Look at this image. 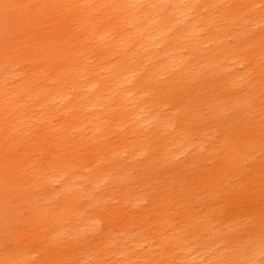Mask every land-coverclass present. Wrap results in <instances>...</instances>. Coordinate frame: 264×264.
<instances>
[{
    "label": "rangeland",
    "instance_id": "1",
    "mask_svg": "<svg viewBox=\"0 0 264 264\" xmlns=\"http://www.w3.org/2000/svg\"><path fill=\"white\" fill-rule=\"evenodd\" d=\"M69 3L70 6L62 4L61 15L51 0H0V84L6 83V88L18 85L19 89L30 78L36 101L25 98L23 104L32 109L46 98H52L55 106L51 111L44 105L27 111L28 115L37 113L43 122L33 123L24 136L22 123L15 126L4 112L9 104L5 95L0 94V264H30L26 260L30 252L32 264L48 262L52 254L58 260L55 264H245L247 261L264 264V248L259 252V246L264 247V228L256 225L258 215H264V192L253 188L251 182L241 190L242 177L226 178L228 187L233 189L219 200H210L206 181L203 186L193 178L200 168L208 169L221 158L216 149L223 146L219 141L223 127L210 123L209 109L197 112L188 127L198 132L173 157L154 156L152 160L148 152L135 157L123 143L103 154L105 161L116 166L104 171L108 167L105 163L75 155V151L87 146L81 145L82 139L76 130L70 140L64 137L75 116L74 111L65 110L71 100L66 95L69 91L77 102L79 91L75 83L81 73L85 74L84 78L95 73L98 85L109 71L97 63L94 55L107 51L106 47L94 39L92 27L80 23L75 25L79 47L72 51L69 39L66 40L70 69L67 71L62 65L64 58L56 60L53 54L49 62L43 61L45 49L53 40L67 38L68 30L69 34L74 33V23L67 27L65 22V18L75 16L72 2ZM258 8L264 9V4L259 3ZM254 27L260 30L259 24ZM88 29L91 36L86 38ZM228 39L234 41V36ZM82 58L86 62L84 66L79 62ZM108 58L116 60L114 55ZM40 64L45 66L37 68ZM247 65L244 62L237 66L245 70ZM29 67L33 68L32 75L26 73L25 68ZM232 67L230 62L228 74L233 72ZM16 73L15 80L2 78L4 74ZM251 78L256 80L254 69ZM248 80L238 78L233 87L240 103H248L250 116L259 125L263 123L260 121L263 104L259 97L263 89L260 83L256 90L251 88ZM222 101L225 113L239 114L238 125L243 124L244 107L228 108L232 101L229 95ZM31 122L28 119L27 124ZM177 129L174 125L171 131ZM153 130L152 125L140 136L149 151L159 135ZM134 135L132 127L119 130L108 139L119 143L122 136L133 138ZM99 137L88 138L87 148L93 147ZM246 147L247 157L242 165L251 169L264 155L252 150L250 144ZM70 156L78 161L75 167L69 163ZM12 159L18 162L13 163ZM168 160L185 162L188 167L169 168L164 165ZM174 193L180 201L164 213L165 207L159 208L155 202ZM38 205L49 221L46 227L39 224L35 209ZM207 205L212 221L203 224L208 228L194 226L186 233H179L183 215L189 212L199 215ZM61 210L68 218L61 216ZM231 212L236 215L232 216ZM162 217L169 232L159 230L154 221ZM142 223L147 226L142 227ZM198 229L201 237L194 239ZM59 247L64 250L62 254L57 250Z\"/></svg>",
    "mask_w": 264,
    "mask_h": 264
},
{
    "label": "bare ground",
    "instance_id": "2",
    "mask_svg": "<svg viewBox=\"0 0 264 264\" xmlns=\"http://www.w3.org/2000/svg\"><path fill=\"white\" fill-rule=\"evenodd\" d=\"M51 1L61 15L64 12L62 4L70 6L69 2H72L75 16L65 18V22L67 27L74 23V33L69 34L68 30L67 38L53 40L45 49L44 62H49L50 54H53L56 60L64 58L62 65L67 71L70 69V50L66 40L69 39L72 51L79 47L80 39L75 29L77 23L92 27L94 39L107 49L100 55L94 53L97 63L109 71L103 83L96 85L95 73L90 78H84L85 74L81 73L75 83L79 91L77 102L76 96L70 95L69 91L66 95V99L71 100L65 110L74 111L75 116L70 121L64 137L70 140L72 132L76 130L82 139L81 145L89 147L88 138L94 139L101 135L95 140L93 147H84L75 151V155L80 154L86 160L105 163L108 167H105L104 171L116 166L105 161L103 154L117 149L119 144L123 143L126 148H131L135 157L147 152L152 160L154 156L160 159L173 157V154L182 150L192 135L198 132L190 129L188 124L196 119L199 110L207 108L211 112L210 123L223 127V136L219 139L223 146L216 149L221 158L208 169L200 168L193 178L203 186L206 181L205 190L210 200H219L223 194L226 195L233 189L228 187L226 178L242 177L241 190L251 182L253 188L264 192V157L251 169H245L242 165L247 157V144L252 146V150L260 151L264 155V9L258 8L259 3L264 4V0ZM76 12H79V15ZM255 24L260 25L259 31L255 30ZM232 35L234 41L228 39ZM90 36L91 31L88 29L86 38ZM110 55H114L116 60L109 59ZM79 62L83 66L86 63L83 58ZM230 62L233 64V72L228 74ZM244 62H247V68L240 70L237 65ZM43 65L40 64L37 68ZM95 68L93 64V69ZM32 69L25 68L27 75H32ZM252 69L255 70L256 80L250 79ZM21 74L27 76L24 71ZM16 75L18 73L4 74L2 78L5 80L13 77L15 80ZM241 77L249 79L247 83L251 88L256 90L257 83H260L263 89L259 95L263 104L260 118L263 123L259 124L260 126L250 116L248 103H240L234 90L233 84ZM31 83L30 78H27L19 89L18 85L6 88V83L0 84V94L5 95L4 99L9 104L4 112L13 120L15 126L22 123L24 136H27L26 130L30 129L33 123L43 122L37 113L28 115L27 111L36 110L40 105L50 111L55 108L52 98H46L44 103L32 109L30 105L26 107L23 104L25 98L36 101L37 94L34 93V85ZM228 95L232 98L228 108L238 110L244 107L246 116L241 125H238L237 120L239 114L225 113L222 100ZM175 114L178 115L177 118ZM28 119L32 121L29 124ZM152 125L153 132L158 131L159 135L149 151L148 145L140 136ZM174 125H177L178 129L171 131ZM132 127L135 132L133 138L122 136L119 143L108 139L119 130ZM74 159L75 157H69L71 167L78 165V161ZM12 160L13 163L18 162L16 159ZM27 165H30V161ZM164 165L169 168L188 167L185 162L174 160H168ZM179 201V195L174 193L155 203L159 204V208L164 206L165 213L173 209ZM35 209L39 224L46 227L49 221L44 217L42 209L39 205ZM231 213L232 216L236 215ZM61 216L68 218L63 210ZM183 216L184 223L178 227L179 233H186L194 226L208 228L203 222L212 221L208 205L203 207L199 215L189 212ZM258 216L256 225L262 229L264 215ZM163 218H155L154 221L159 230L169 232ZM143 226H147L146 223H142ZM170 235L168 233L167 237ZM147 237L151 239L148 234ZM200 237L201 232L198 229L193 238ZM263 248L262 245L259 246V252ZM57 250L61 254L64 252L60 247ZM31 253L26 255L30 264L34 262ZM57 262L56 255L52 254L48 262L41 264ZM245 264L253 263L247 261Z\"/></svg>",
    "mask_w": 264,
    "mask_h": 264
}]
</instances>
